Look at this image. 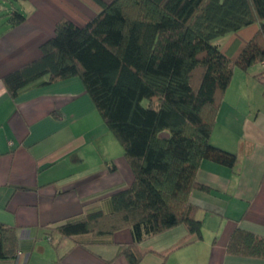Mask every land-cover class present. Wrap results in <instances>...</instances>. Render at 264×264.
<instances>
[{
  "label": "trees",
  "instance_id": "trees-1",
  "mask_svg": "<svg viewBox=\"0 0 264 264\" xmlns=\"http://www.w3.org/2000/svg\"><path fill=\"white\" fill-rule=\"evenodd\" d=\"M82 1L97 15L83 27L59 21L41 56L3 83L15 98L32 87L81 80L121 145L133 181L112 195V212L89 213L54 230L74 237L128 228L133 244L118 254L139 264L137 244L146 238L178 225L201 238L190 203L194 190L207 189L197 182L201 162L230 169L237 163L210 136L235 68L247 72L264 62V0ZM23 20L13 11L8 22ZM220 38H226L222 45ZM227 252L264 259V239L236 230ZM16 254L15 229L0 224V261Z\"/></svg>",
  "mask_w": 264,
  "mask_h": 264
},
{
  "label": "crops",
  "instance_id": "crops-1",
  "mask_svg": "<svg viewBox=\"0 0 264 264\" xmlns=\"http://www.w3.org/2000/svg\"><path fill=\"white\" fill-rule=\"evenodd\" d=\"M18 1L22 23L0 22V224L15 229L17 237L16 256L0 264H129L118 254L133 244L128 228L74 237L54 230L89 213L112 212V195L133 181L123 152L113 156L118 148L81 80L32 87L15 98L3 83L41 56L40 46L59 21L83 27L97 12L82 0ZM260 66L234 71L217 112L210 142L235 154L237 163L233 169L209 160L199 166L197 182L207 189L194 190L190 203L201 238L184 225L146 238L137 244L139 264H264L263 258L227 252L236 230L264 239Z\"/></svg>",
  "mask_w": 264,
  "mask_h": 264
},
{
  "label": "rangeland",
  "instance_id": "rangeland-1",
  "mask_svg": "<svg viewBox=\"0 0 264 264\" xmlns=\"http://www.w3.org/2000/svg\"><path fill=\"white\" fill-rule=\"evenodd\" d=\"M0 5H1V9H0V22L5 20L6 22H8L9 18H10V14H12L13 11H19L21 12V7H20V2L18 0H0ZM226 40V38H220L218 39L217 43H219L220 45H222V43ZM235 70H239L238 68H235ZM142 105L144 107L148 106V101L147 100H143ZM103 121V120H102ZM104 123V122H103ZM109 132V131H108ZM110 136L113 138V148L116 147L118 148V151L113 150V156L117 155V153L119 154L120 152H123L121 145L118 143V141L116 140V138L109 132Z\"/></svg>",
  "mask_w": 264,
  "mask_h": 264
},
{
  "label": "built area",
  "instance_id": "built-area-1",
  "mask_svg": "<svg viewBox=\"0 0 264 264\" xmlns=\"http://www.w3.org/2000/svg\"><path fill=\"white\" fill-rule=\"evenodd\" d=\"M257 77L260 81H264V62L261 64L260 69L257 73Z\"/></svg>",
  "mask_w": 264,
  "mask_h": 264
}]
</instances>
